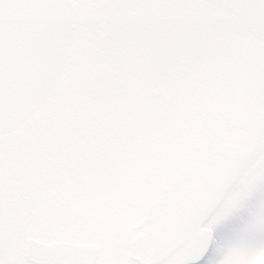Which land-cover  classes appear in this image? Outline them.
I'll list each match as a JSON object with an SVG mask.
<instances>
[{
    "label": "snow or ice",
    "instance_id": "6c2138e0",
    "mask_svg": "<svg viewBox=\"0 0 264 264\" xmlns=\"http://www.w3.org/2000/svg\"><path fill=\"white\" fill-rule=\"evenodd\" d=\"M0 264H264V0H0Z\"/></svg>",
    "mask_w": 264,
    "mask_h": 264
},
{
    "label": "rangeland",
    "instance_id": "374dc122",
    "mask_svg": "<svg viewBox=\"0 0 264 264\" xmlns=\"http://www.w3.org/2000/svg\"><path fill=\"white\" fill-rule=\"evenodd\" d=\"M259 196L254 197L253 200L249 201L247 207L243 210L237 211L232 215L226 216L223 220V225L225 229L222 231H234L243 226L245 219L248 216L249 211L251 210L252 206L256 203Z\"/></svg>",
    "mask_w": 264,
    "mask_h": 264
}]
</instances>
